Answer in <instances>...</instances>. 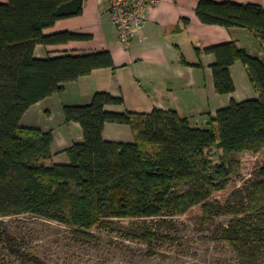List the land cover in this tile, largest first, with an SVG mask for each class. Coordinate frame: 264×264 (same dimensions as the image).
I'll list each match as a JSON object with an SVG mask.
<instances>
[{
    "label": "trees",
    "instance_id": "16d2710c",
    "mask_svg": "<svg viewBox=\"0 0 264 264\" xmlns=\"http://www.w3.org/2000/svg\"><path fill=\"white\" fill-rule=\"evenodd\" d=\"M84 0H9L0 3V264H51L38 256L4 219L32 214L88 233L115 219H142L138 238L147 245L166 242L177 218L195 206L209 225L229 215L214 238L227 243L234 255L213 264H264V162L221 201L214 192L227 189L239 162L233 155L264 148V62L233 42L203 52L215 56L210 65L217 93L235 86L229 67L239 60L257 96L209 115L205 127L192 125L172 109L109 111L122 96L94 92L90 102L64 105L66 122L78 123L83 139L63 149L66 163L51 159L50 131L21 125L23 114L38 101L63 90V84L97 68H114L109 51L83 55L35 57L37 44L86 38L74 32L45 35L58 19L81 14ZM197 17L205 24L238 26L255 32L264 48V9L252 3L199 0ZM185 62V61H184ZM188 64L187 62H185ZM130 126V141L107 140L105 123ZM222 151L213 163L208 148Z\"/></svg>",
    "mask_w": 264,
    "mask_h": 264
},
{
    "label": "crops",
    "instance_id": "0c3cea01",
    "mask_svg": "<svg viewBox=\"0 0 264 264\" xmlns=\"http://www.w3.org/2000/svg\"><path fill=\"white\" fill-rule=\"evenodd\" d=\"M215 1L252 3L264 9V0ZM8 2L0 0V3ZM198 2L158 0L145 11L142 28L125 48L119 43L107 0H84L81 14L58 19L53 25L44 28L43 34L74 32L87 37L56 44H37L34 55L48 58L107 50L115 67L97 68L75 81L64 83L62 91L30 106L21 118V125L54 131V126L47 123L55 115L59 116L61 124L68 130L59 135L60 147L65 149L81 141L83 132L78 123L65 121L63 106L88 103L96 91H107L123 97L121 105H106L105 109L109 111L172 109L196 126L206 125L209 115L227 106L232 99L241 101L257 95L239 60L229 67L234 91L227 94L216 92L210 67L215 56L203 52V49L233 42L238 48L264 59V48L251 29L238 26L226 28L201 22L195 12ZM36 113L44 117L42 119L46 124L35 120ZM123 126L128 125L105 123L103 137L114 141L132 140L131 129L127 131ZM118 132H124L127 138L114 136ZM52 158L55 162V157Z\"/></svg>",
    "mask_w": 264,
    "mask_h": 264
},
{
    "label": "rangeland",
    "instance_id": "374dc122",
    "mask_svg": "<svg viewBox=\"0 0 264 264\" xmlns=\"http://www.w3.org/2000/svg\"><path fill=\"white\" fill-rule=\"evenodd\" d=\"M259 58L264 62L262 56ZM256 96L254 94L252 98ZM42 118L44 117L35 114V120H40V124L44 125L46 123ZM47 124L54 126V131L49 130L53 136L52 157L58 163L68 162L66 153L60 147L59 137L68 130L57 115ZM198 126L206 128L205 124ZM123 129L129 131L131 128L123 126ZM114 136L127 138L124 132H118ZM59 148L62 150L57 151ZM205 154L213 163L221 161V150L212 147L206 149ZM52 157L44 163L53 162ZM233 159L239 162L238 172L233 175V181L227 189L214 192L213 198L224 201L236 185L253 175L264 162V148L258 152L236 153ZM200 215V207L195 206L185 215L175 217L178 226L170 234L172 238L166 242L152 241L149 245L140 242L138 238H132L133 233L137 232L135 224L142 223V219H115L106 228H94L88 233L32 214L4 219L16 235L23 237L39 257L51 264H213L218 258L234 255L230 245L214 238L217 227L226 223L230 216H217L211 224L205 225Z\"/></svg>",
    "mask_w": 264,
    "mask_h": 264
},
{
    "label": "built area",
    "instance_id": "2783aa9c",
    "mask_svg": "<svg viewBox=\"0 0 264 264\" xmlns=\"http://www.w3.org/2000/svg\"><path fill=\"white\" fill-rule=\"evenodd\" d=\"M158 0H107L119 43L127 48L143 26L145 11Z\"/></svg>",
    "mask_w": 264,
    "mask_h": 264
}]
</instances>
